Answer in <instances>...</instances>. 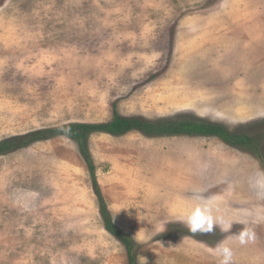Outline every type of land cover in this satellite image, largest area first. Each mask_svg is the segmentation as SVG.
Listing matches in <instances>:
<instances>
[{"label":"rangeland","instance_id":"1","mask_svg":"<svg viewBox=\"0 0 264 264\" xmlns=\"http://www.w3.org/2000/svg\"><path fill=\"white\" fill-rule=\"evenodd\" d=\"M113 104L263 133L264 0H0V141L105 123ZM262 141L258 159L217 138L90 135L136 264H220L221 243L232 264H264ZM197 213L211 233L189 230ZM243 229L255 239L241 245ZM0 264H129L67 137L0 155Z\"/></svg>","mask_w":264,"mask_h":264},{"label":"trees","instance_id":"2","mask_svg":"<svg viewBox=\"0 0 264 264\" xmlns=\"http://www.w3.org/2000/svg\"><path fill=\"white\" fill-rule=\"evenodd\" d=\"M137 132L148 138L160 137H203L217 138L222 143L234 148L250 149L258 159H262V139L264 132L257 135L246 133H231L219 124L203 120H157L149 121L141 117H123L112 106L111 118L108 122L100 124L71 123L51 129L40 130L22 136H16L0 141V155L11 153L38 141L48 140L56 136H64L75 142L91 179L93 192L98 202V212L106 232L117 239L127 252L129 264H136L132 253L133 240L121 232L112 222L107 206L100 193L96 181V167L91 158L88 139L94 133H104L111 136H124Z\"/></svg>","mask_w":264,"mask_h":264},{"label":"clouds","instance_id":"3","mask_svg":"<svg viewBox=\"0 0 264 264\" xmlns=\"http://www.w3.org/2000/svg\"><path fill=\"white\" fill-rule=\"evenodd\" d=\"M209 211H211V209H209ZM204 223L205 221L201 218V215L197 213L195 217L191 218L188 222L189 230L193 233L195 232L211 233L213 229L211 227L204 228ZM238 239L241 245L247 244L255 239V234L251 231V229H243L239 234ZM215 253L216 255L222 257V259L220 260V264H232L233 252L231 248L226 246L224 243L218 244L217 248L215 249ZM142 259L146 264V260L144 258Z\"/></svg>","mask_w":264,"mask_h":264}]
</instances>
